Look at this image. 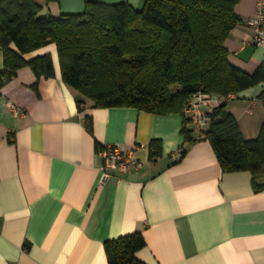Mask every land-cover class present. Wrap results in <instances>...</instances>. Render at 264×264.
I'll use <instances>...</instances> for the list:
<instances>
[{
	"label": "crops",
	"instance_id": "crops-1",
	"mask_svg": "<svg viewBox=\"0 0 264 264\" xmlns=\"http://www.w3.org/2000/svg\"><path fill=\"white\" fill-rule=\"evenodd\" d=\"M34 1L39 17L56 19L81 13L85 0ZM234 13L240 23L224 41L227 59L252 74L264 63V44L252 45L244 24L255 0H238ZM44 54L53 78L37 81L25 67L0 90V264H107L103 243L135 232L145 242L135 254L144 264H264V189L253 190L247 171H221L202 139L207 125L187 126L196 141L188 145L179 114L96 108L63 83L54 45L24 59ZM263 87L226 102L246 140L258 136L264 118L257 100ZM84 117L92 121L91 134ZM150 141L161 150L152 161ZM105 146L132 155L137 165L125 173L105 170L99 154Z\"/></svg>",
	"mask_w": 264,
	"mask_h": 264
},
{
	"label": "trees",
	"instance_id": "trees-1",
	"mask_svg": "<svg viewBox=\"0 0 264 264\" xmlns=\"http://www.w3.org/2000/svg\"><path fill=\"white\" fill-rule=\"evenodd\" d=\"M237 1L143 0L136 10L126 2L85 0L81 13L53 19L39 17L41 7L34 0H0V90L25 67L37 81L53 78L49 54L24 59L52 44L63 83L94 107L179 114L180 134L185 143L194 144L187 128L190 120L183 115L193 95L226 97L264 84V63L247 74L227 59L224 41L240 23L234 13ZM257 100L264 110V87ZM206 116L202 139L210 144L221 171H247L253 190H263L264 118L258 136L246 140L226 102ZM83 124L91 134V119L84 117ZM160 153L159 142L150 141L149 160H156ZM184 154L181 148L178 160ZM144 247L138 232L103 243L107 264H144L135 257Z\"/></svg>",
	"mask_w": 264,
	"mask_h": 264
},
{
	"label": "built area",
	"instance_id": "built-area-1",
	"mask_svg": "<svg viewBox=\"0 0 264 264\" xmlns=\"http://www.w3.org/2000/svg\"><path fill=\"white\" fill-rule=\"evenodd\" d=\"M245 26L252 30L251 43L254 46L264 44V0H255V14L252 18L245 21ZM234 98L233 94L226 97L210 96L204 94H195L183 108V115L190 120L196 129H202L208 123L207 112H203L201 107L217 106L220 102H227ZM13 115H18L19 111L12 108ZM104 163V169H111L118 173H125L131 167L137 165L135 158L130 154L123 153L116 146H105L100 151Z\"/></svg>",
	"mask_w": 264,
	"mask_h": 264
}]
</instances>
